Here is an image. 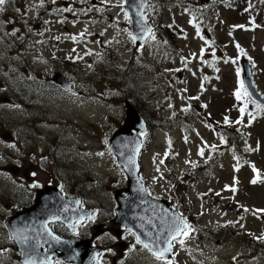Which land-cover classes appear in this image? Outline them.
<instances>
[{
  "label": "rangeland",
  "instance_id": "rangeland-1",
  "mask_svg": "<svg viewBox=\"0 0 264 264\" xmlns=\"http://www.w3.org/2000/svg\"><path fill=\"white\" fill-rule=\"evenodd\" d=\"M120 2L6 0L0 6V263L4 257L18 264L19 257L6 219L29 205L48 209L50 194L61 192L98 211L82 231L76 224L62 237L86 239L92 223H104L98 239L110 246L108 264L116 255V264H166L129 231L124 241V228L118 232L111 221L118 207L113 196L127 179L109 139L128 102L141 117L156 113L160 125L168 122L166 130L143 134L139 173L148 194L187 220L196 217L192 232L175 240L169 264H264V243L253 242L264 234V111L248 104L241 114L244 104L234 95L246 63L264 96V0H148L143 24L154 43L148 37L135 47ZM228 125L240 131L228 132L235 135L230 143Z\"/></svg>",
  "mask_w": 264,
  "mask_h": 264
},
{
  "label": "water",
  "instance_id": "water-1",
  "mask_svg": "<svg viewBox=\"0 0 264 264\" xmlns=\"http://www.w3.org/2000/svg\"><path fill=\"white\" fill-rule=\"evenodd\" d=\"M140 3L143 5L144 10L145 0H140ZM125 8L129 11L128 5H125ZM129 15L133 18L132 29L134 35L141 34V24L136 30L137 25L141 21L140 18L131 11H129ZM139 42L141 40H137V43ZM243 70L245 87L253 92V98L257 102L264 104V96L251 80V69L246 63H243ZM64 86L68 88V86ZM125 113L126 117L122 126L117 128L109 139V146L127 179V184L124 188V192L127 194L122 196L120 190H117L114 194L118 207L115 210L116 216L113 222L122 224L127 230H130L136 236V239L139 237L143 246L145 243L148 244L149 248L146 249L153 253L161 251L168 246V230L171 221L178 216L183 217V215L169 207L164 199H156L148 194L139 174V156L143 148L141 132L146 129V125L143 117L128 102H126ZM129 157H134V164L128 163ZM141 188L143 191H141ZM56 193L52 192L50 194V208L47 209L43 206H38V208L36 205L34 210L31 208L25 209L24 212H16L15 216L6 219V226L19 252V262L24 264L26 259H34L36 264H40L41 261H48L50 258V264H53V257H57L71 264H98L99 248L98 246H92L88 239L59 237L48 226L53 236L58 237L60 240V243H56L43 232L42 225L45 223L48 225L49 222H52L53 216L59 217L55 221L64 222L72 230L74 221L82 222L91 215V213L87 212L89 209H82L85 213L77 210L76 200L66 199L59 196L58 193L57 196ZM38 201H40V195L37 193L35 202ZM39 209L41 211L47 209L48 212L39 214L41 212ZM186 222L188 223L187 220ZM21 234L29 238L26 244L20 242L19 237ZM180 236H177V238ZM173 246L174 241H172L171 251L165 252L163 259L169 260V258H173ZM26 248L33 250L30 257L23 255Z\"/></svg>",
  "mask_w": 264,
  "mask_h": 264
},
{
  "label": "snow or ice",
  "instance_id": "snow-or-ice-1",
  "mask_svg": "<svg viewBox=\"0 0 264 264\" xmlns=\"http://www.w3.org/2000/svg\"><path fill=\"white\" fill-rule=\"evenodd\" d=\"M5 2H6V0H0V6H3L5 4ZM125 5H128L129 11L133 12L137 17L140 18L141 21L143 20V15H142L143 5L140 3V0H131V2H130V0H121L120 7H121L122 11H124ZM0 10H2V8H0ZM64 10L67 11L68 9H64ZM129 11H124V16H125V19L128 20L129 23H131L132 18L129 15ZM239 27H243V26H239ZM140 33L141 34H139V35H134L131 32H129V37L134 44L137 42V40H145L147 37H151L152 39H155L154 35H152L151 28L145 27V25L143 23H141V25H140ZM73 39H75V37H73ZM237 48L239 49V45H237ZM239 50H240L241 54H243V49H239ZM202 52H203V50H202ZM239 76H240V70L237 69V77H239ZM234 95H235L237 101H241V100L244 101V106L239 109L241 114H243L245 112L248 104L254 105L258 112L264 111V104L257 102V100L253 98V92L249 91V89L247 87H245L244 80H238V87H237ZM249 115L251 116V113ZM252 118H254V117H252ZM249 122H251V120ZM225 123L226 124L229 123L227 117H225ZM236 123H240V121L238 120V121H236ZM221 142L222 143L224 142L223 137H221ZM212 147L215 148V146H212ZM137 151H138V148H137ZM198 154L202 156L204 154L203 149H201ZM128 163L134 164L135 163L134 157H129ZM33 175H35V173H33ZM252 182L255 183L256 181L253 180ZM32 187H39V185L33 184ZM232 190L235 191V189H232ZM141 191H143L142 188H141ZM77 203H79V202H77ZM88 218L92 219V217H88ZM57 219H59V217H57V216L52 217L53 222ZM81 219H83V217H81ZM189 228H190V225L186 222V220L182 216H178L177 218L173 219L171 221V225H170V228L168 230V237H169L167 240L168 246L163 248L161 251L153 252V255H155L156 259L162 260L164 258V253L171 251L172 241L176 240L177 236L188 235V229ZM42 230L48 237L51 238L52 241H55L56 243H60L59 238L53 236L52 232L48 229L47 223L42 225ZM19 239H20V242L22 244H26L29 238L27 236H23L21 234ZM137 243H141L139 237H137ZM180 243H183V241L181 240ZM144 247L149 248V245L145 243ZM32 253H33V250L31 248H26L23 255L26 257H30L32 255ZM24 264H36V261L34 259H26L24 261ZM40 264H50V258L48 261H41ZM57 264H59V262H57Z\"/></svg>",
  "mask_w": 264,
  "mask_h": 264
},
{
  "label": "flooded vegetation",
  "instance_id": "flooded-vegetation-1",
  "mask_svg": "<svg viewBox=\"0 0 264 264\" xmlns=\"http://www.w3.org/2000/svg\"><path fill=\"white\" fill-rule=\"evenodd\" d=\"M229 6L228 5H226V8H228ZM194 9V8H193ZM200 9H202V8H200ZM200 9H199V11H200ZM205 11V10H204ZM56 73V72H55ZM122 192L120 193L122 196L124 195L125 196V194H126V192H124L123 191V189L121 190ZM67 196V195H66ZM67 197H70V198H73L74 200H76V203L77 202H79V203H77V206H78V209L79 210H81L82 211V209H89V211H87V212H89V213H91V217L93 218L94 216H95V213H98V211L95 209V207H93V206H91V207H88V204H87V202H84L83 201V198H81L80 196L78 197H71V196H67ZM114 197V196H113ZM78 199V200H77ZM81 203H84L85 204V206L84 207H81ZM116 210V209H115ZM115 210H114V215H115ZM83 212V211H82ZM83 213H85V212H83ZM115 217V216H114ZM114 217L111 219V221L113 222V219H114ZM189 218V217H188ZM94 219H96V217H94ZM189 219H192V218H189ZM188 219V221H190ZM195 219V218H194ZM194 219H192V223H191V221L189 222L190 223V226H191V228L190 229H192V225L191 224H193L194 223ZM91 220V219H90ZM90 220H89V218L88 219H86L83 223H81V224H77V226H79L78 227V231H82L83 230V228H82V226L84 225V223L87 221V223H89L90 222ZM58 223V226H60L61 227V233H62V235L63 236H65V235H70V231H68V229L65 227V225H63L62 223H60V222H52L51 223V225L50 226H52V227H55V225L54 224H57ZM114 223V222H113ZM114 224H118V225H120V229H119V231L118 232H120V230L122 231V227L124 228V231H122V239H124V233H126L127 231H129L132 235H131V237L132 238H134V240H136L137 241V239H136V236L130 231V230H127L122 224H119V223H114ZM76 225V224H75ZM92 225H93V227L95 228V231L91 234V233H89L88 231H85L88 235H90L89 237H86V239H88L89 241H90V244L91 245H93V246H98V248H99V252H98V256H97V262H98V264H108V261H106V253H108V247H110V246H108V247H106V249H104L105 248V243L104 242H101L99 239H98V236L99 235H101L105 230H106V227L104 226V223H101V224H96V223H92ZM51 227V228H52ZM88 227V226H87ZM56 228V227H55ZM55 230H58V228H56ZM74 231V230H73ZM72 231V232H73ZM69 232V233H68ZM116 232V231H115ZM192 231H190V232H188V234H190ZM129 233V234H130ZM87 235V236H88ZM76 236H78V235H76ZM119 236H120V233H119ZM69 237H72V236H69ZM79 237V236H78ZM99 238H102V236H99ZM122 239L118 242V239L115 241V243H116V245H118V247L120 248H125V246H126V243L124 242V241H126V239H124V241H122ZM110 241L112 242V239H110ZM95 243H98V244H95ZM111 246H113L114 245V243H111L110 244ZM116 245H114V247H115V249H116ZM139 245H141L143 248H144V246L141 244V243H139ZM114 247H112V249H114ZM102 248H103V250H102ZM112 249H110V251H112ZM146 251H148V253H150L152 256H153V253L152 252H150L149 250H147L146 248H144ZM145 251V252H146ZM128 252H129V247H128ZM147 253V254H148ZM176 254H177V250H175V256L173 257V258H169V260H165V259H162V261L164 262V263H166V264H169V262H174V259H175V257H176ZM104 256V257H103ZM102 257H103V259H102ZM108 257H110L109 255H108ZM113 259H114V253H113ZM154 257V259H156V257H155V255L153 256ZM116 259H118V256L116 255ZM116 259H114V263L113 264H116ZM104 261H106V263H104ZM53 262H54V264H57V262H61V264H67V263H65L64 261H60L58 258H56V257H53ZM125 262V261H124ZM0 264H12V261L11 260H9L8 262H6V261H4V257H2V263H0ZM18 264H20V262H19V257H18ZM112 264V263H111Z\"/></svg>",
  "mask_w": 264,
  "mask_h": 264
},
{
  "label": "trees",
  "instance_id": "trees-1",
  "mask_svg": "<svg viewBox=\"0 0 264 264\" xmlns=\"http://www.w3.org/2000/svg\"><path fill=\"white\" fill-rule=\"evenodd\" d=\"M128 69H130V67ZM124 73H126V69H124ZM140 85H142V84H140ZM120 86L124 87V77H122V83H120ZM132 90L134 91V89H132ZM109 99H110V97H109ZM237 102H238V104H240V103L244 104V101H242V100L241 101H237ZM194 105H196V104H193L192 107H194ZM192 107L190 109H192ZM198 109H199V107H198ZM144 113H146V112L144 111ZM190 113H192V111H190ZM190 113H187V115H188V117H186L187 119H190ZM198 113H200V111H198ZM198 113H196V115H198ZM154 115H156V113H154ZM154 115H152L153 118L150 119V115H148L146 113V117H148V119H150V120H148V119H146V117H144V119L146 121V125H147V129L145 131L146 133L144 135H146L147 138H148V135H151V131H152V133L154 132V129H156L158 127L159 128L160 127H165L166 125H168V122H166V125H164V123H162L160 125V123H158V115H156V123H158V125L156 126V123L153 124L152 121H154ZM192 115H194V113H192ZM202 115H203V113H202ZM162 125H164V126H162ZM214 125H216V124H214ZM187 126H190V125L187 124ZM233 126L234 125H231V126L228 125L226 127V129H227L226 133L224 131L225 136H227V134L230 135V133H232V131H234V130H235L234 133H236V131H238L239 128L235 127L234 129H232ZM231 129H232V131H230ZM229 131H230V133H228ZM238 132L240 133V131H238ZM234 137H235V135H234ZM234 137H232V135H230V137H228V139H226V141H228V143H230V138L234 139ZM146 139L144 137V148H145L146 143H147ZM232 143H234V141H232ZM234 145H236V143H234ZM232 149L234 150V147H232ZM236 149H238V145H236ZM206 161H208V159H206ZM206 161H205V163H206ZM210 163H212V160H210ZM204 167H206V169H204ZM204 167H202V169H204V171H206V174H207L209 172L208 169H210V165H208V163H206V165H204ZM193 169H194V167H193ZM202 169H200V171H202ZM204 171H202V173H204ZM178 183H180V181H178ZM174 187H176V189H178V187H180V185H174ZM180 188H182V187H180ZM252 237H255V235H252ZM253 242L255 243V245H257L260 248L262 246V244L264 243V234L256 235V237L253 240Z\"/></svg>",
  "mask_w": 264,
  "mask_h": 264
},
{
  "label": "bare ground",
  "instance_id": "bare-ground-1",
  "mask_svg": "<svg viewBox=\"0 0 264 264\" xmlns=\"http://www.w3.org/2000/svg\"><path fill=\"white\" fill-rule=\"evenodd\" d=\"M58 86H60L59 84H58ZM48 212V210L47 209H44L43 211H41V212H39V214H45V213H47Z\"/></svg>",
  "mask_w": 264,
  "mask_h": 264
}]
</instances>
